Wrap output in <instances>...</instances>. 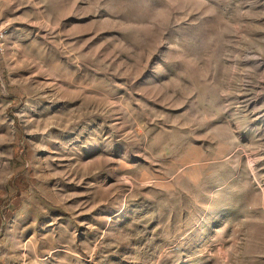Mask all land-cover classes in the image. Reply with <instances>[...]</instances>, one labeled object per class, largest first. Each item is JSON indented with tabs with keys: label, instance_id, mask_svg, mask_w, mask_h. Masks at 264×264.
I'll list each match as a JSON object with an SVG mask.
<instances>
[{
	"label": "rangeland",
	"instance_id": "1",
	"mask_svg": "<svg viewBox=\"0 0 264 264\" xmlns=\"http://www.w3.org/2000/svg\"><path fill=\"white\" fill-rule=\"evenodd\" d=\"M0 264H264V0H0Z\"/></svg>",
	"mask_w": 264,
	"mask_h": 264
}]
</instances>
